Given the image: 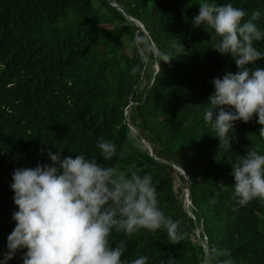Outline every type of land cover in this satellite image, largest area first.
Segmentation results:
<instances>
[{
	"label": "trees",
	"instance_id": "16d2710c",
	"mask_svg": "<svg viewBox=\"0 0 264 264\" xmlns=\"http://www.w3.org/2000/svg\"><path fill=\"white\" fill-rule=\"evenodd\" d=\"M231 2L246 11L244 19L259 11L255 23L264 30V0ZM198 3L0 0V259L15 226L13 170L50 163L39 151L45 147L61 157L96 156L103 136L118 152L126 150L123 159L107 163L151 174L158 207L183 232L173 244L162 230H141L127 238L122 259L205 264L208 252L211 264H219L227 252L234 264H264V202L234 208L231 175V163L247 147L264 153L260 125L255 114L249 122L234 121L228 150L205 127L213 78L237 67L210 48L211 29L191 25ZM137 35L151 46L147 55L137 51ZM255 46L264 51V40ZM155 50L173 57L158 64ZM247 67H264V57ZM97 163L105 164L99 156ZM120 239L119 233L110 238L113 246ZM23 251L7 264H22Z\"/></svg>",
	"mask_w": 264,
	"mask_h": 264
},
{
	"label": "clouds",
	"instance_id": "9594fccd",
	"mask_svg": "<svg viewBox=\"0 0 264 264\" xmlns=\"http://www.w3.org/2000/svg\"><path fill=\"white\" fill-rule=\"evenodd\" d=\"M198 4L191 25L211 29L210 48L231 57L237 67L235 73L226 71L222 77L213 78L214 91L203 109V123L218 138L219 148L228 150L233 122H249L255 114L260 125L258 136L264 141V67L251 72L247 67L264 57V51L255 46V42L264 40V30L255 23L261 13L253 12L244 19L246 11L231 0L223 4L199 0ZM134 44L142 55L152 50L139 35ZM155 55L158 64L173 57L159 50ZM96 149V156L77 152L61 157L58 149L53 152L45 147L39 151H46L50 163L13 170L9 187L17 206L11 216L15 226L7 235V251L0 264H7L21 249L25 250L22 264H148L146 255L122 259L128 237L141 230H162L171 243L180 242L183 232L179 221L158 207L151 174L141 175L132 167L119 170L108 164L113 157L123 159L126 152H118L110 139L99 136ZM98 156L104 165L97 163ZM231 164L234 208L253 200L264 202V153L250 146ZM113 233L122 237L114 246L110 240ZM222 254L225 258L219 264H234L227 252ZM175 261L159 259L158 264ZM205 264H209L207 258Z\"/></svg>",
	"mask_w": 264,
	"mask_h": 264
},
{
	"label": "water",
	"instance_id": "95a60500",
	"mask_svg": "<svg viewBox=\"0 0 264 264\" xmlns=\"http://www.w3.org/2000/svg\"><path fill=\"white\" fill-rule=\"evenodd\" d=\"M147 147H148V150H149L150 154L153 155V151H152L150 145H147ZM176 167H177V169H179V171L183 174L184 178L186 179L188 174L181 167H179V166H176ZM184 187L186 188L185 191L187 193V187H186L185 181H184ZM203 247H204V249L207 250L206 242L204 243ZM207 257H208V260H209V264H211V260H210V257H209V253L208 252H207Z\"/></svg>",
	"mask_w": 264,
	"mask_h": 264
},
{
	"label": "rangeland",
	"instance_id": "374dc122",
	"mask_svg": "<svg viewBox=\"0 0 264 264\" xmlns=\"http://www.w3.org/2000/svg\"><path fill=\"white\" fill-rule=\"evenodd\" d=\"M176 184H178V182L176 181Z\"/></svg>",
	"mask_w": 264,
	"mask_h": 264
}]
</instances>
